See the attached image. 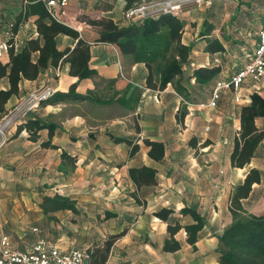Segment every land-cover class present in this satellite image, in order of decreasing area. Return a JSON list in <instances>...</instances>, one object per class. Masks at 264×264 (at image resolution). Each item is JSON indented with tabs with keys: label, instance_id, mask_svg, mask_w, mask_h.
Wrapping results in <instances>:
<instances>
[{
	"label": "crops",
	"instance_id": "1",
	"mask_svg": "<svg viewBox=\"0 0 264 264\" xmlns=\"http://www.w3.org/2000/svg\"><path fill=\"white\" fill-rule=\"evenodd\" d=\"M25 2L0 0V41L7 23ZM123 6L124 0H67L57 7L59 20L89 43L87 63L94 72L77 79L68 73L66 61L48 65L35 78H20L18 92L4 103L6 110L31 89L47 85L54 92L65 91L71 82H75L74 92L83 96L44 100L26 113L25 118L52 123L49 141L54 147L40 144L48 138L46 127L37 131L35 139L25 129L16 131V125L9 129L0 146V249L3 237L16 250H29L40 237L65 249L91 248L119 233L103 264H219L217 236L232 220L229 196L250 167L258 169L259 180L240 199L239 215L264 210V135L246 164L233 166L229 161L239 129V108L253 91L264 97V81L255 84L245 78L236 90L237 99L231 90L222 89L215 103L207 104L214 81L241 67L257 39L256 34L251 42L234 44L231 40L229 48L237 59L223 71L217 57L230 53V45L228 32L220 35L218 28L264 27V19L263 24L256 23L261 10L251 0H210L183 8L178 13L182 21L179 41L190 44L188 59L171 82L151 88L145 85L142 61L122 53L115 43L95 40L105 20L128 23L121 13ZM34 18L28 15L14 32V50L24 39L36 36ZM205 22L212 25L207 35L221 41L222 51L203 50L205 34L200 32ZM75 41L67 34L55 35L58 49L72 47ZM209 56L216 61L209 64ZM6 59L5 51L0 60ZM213 64L220 71L200 85V97L192 98L196 83L192 77L186 81L183 69L188 76L196 66ZM177 81L186 94L175 89ZM7 86V78L1 76L0 88ZM183 109L182 120H177L176 114ZM254 123L264 129V116H256ZM113 137L129 139L137 148L129 154V144ZM144 138L162 142L159 159L147 155ZM61 151L74 157L73 165L61 160ZM139 165L154 168V183L135 186L127 170ZM53 193L73 199L75 209L43 213L38 201L41 195ZM162 206L171 208L170 216L181 225L193 221L188 212H179L181 207L193 208L201 216L203 223L193 244L185 240L181 226L173 234L179 247L162 249L167 221L153 213Z\"/></svg>",
	"mask_w": 264,
	"mask_h": 264
},
{
	"label": "trees",
	"instance_id": "2",
	"mask_svg": "<svg viewBox=\"0 0 264 264\" xmlns=\"http://www.w3.org/2000/svg\"><path fill=\"white\" fill-rule=\"evenodd\" d=\"M135 0H124V6H128ZM35 15L34 25L36 36L24 39L21 46L14 50L10 45L6 50V61L0 60V77L7 78L8 86L0 88V115L5 111L4 103L7 98L18 92L20 78L32 79L48 65L56 66L61 61L68 63V73L77 79L89 76L94 72L88 66L89 43L78 36V32L71 26L63 23L59 18L48 15L46 8L40 0H26L23 8L11 21V30L16 31L21 22L28 16ZM201 34H205L203 50L212 53L223 50L221 41L208 36L212 25L204 23ZM182 21L178 14L159 12L154 16L129 21L126 25H118L111 19L105 20L98 30L96 41L115 43L122 53L131 54L136 61H142L146 67L145 85L151 88H161L167 82H171L175 76L181 73L182 64L187 61L190 44H182L179 41ZM67 34L76 41L72 47H56L55 35ZM220 71V66L200 65L191 70L192 77L198 85H203L212 79ZM75 82H71L65 91H53L51 95L42 99L51 102L70 98L83 97L74 92ZM175 89L186 94L185 87L178 81ZM39 102V103H40ZM39 105V104H38ZM184 109L176 114L177 120H182ZM264 116V97L253 91L249 94V101L239 108V129L233 137L229 152V161L233 166H243L252 155L258 141L264 135V129L255 126L254 118ZM52 123L44 122L38 118L21 119L16 124V131L25 129L31 139L37 137V131L46 127L48 138L41 141L42 146L54 147L49 137L52 133ZM114 140H124L129 144L128 153L136 148L135 143L129 139L113 137ZM147 146V155L152 159H159L163 154V144L158 140L143 139ZM61 160H69L73 165L74 157L60 153ZM128 176L135 186L148 185L155 182V170L148 165L129 167ZM259 171L250 167L241 183L234 186L229 196V211L232 216L230 224L217 236V259L219 264H264V210L260 214H248L240 216V199L247 195L251 183L259 180ZM38 206L43 213L59 209L74 210V200L67 195L53 193L41 195ZM171 208L159 207L154 214L167 221V236L162 243V249L173 251L179 247V242L173 234L182 226L185 231V240L193 244L197 231L202 226L201 216L190 207H181L180 213L188 212L193 221L181 225L178 220L171 217ZM119 233L111 234L101 244L86 248L89 251V264H103L112 241Z\"/></svg>",
	"mask_w": 264,
	"mask_h": 264
},
{
	"label": "built area",
	"instance_id": "3",
	"mask_svg": "<svg viewBox=\"0 0 264 264\" xmlns=\"http://www.w3.org/2000/svg\"><path fill=\"white\" fill-rule=\"evenodd\" d=\"M48 15L59 18L57 7H63L67 0H40ZM201 0H135L122 8V16L129 22L154 16L159 12L178 14L188 3ZM11 21L4 29V39L0 41V57L11 45L15 49V34L11 30ZM245 78H250L255 84L264 81V27L257 31L256 43L247 61L234 70L226 78L214 81L210 89L207 104L213 105L222 89L233 92L237 99V88ZM53 89L44 85L26 92L15 104L0 115V146L7 140L9 129L16 125L26 113L38 106L39 102L51 95ZM0 264H89V251L81 247L60 249L45 238H37L29 250H16L9 247L5 237L1 239Z\"/></svg>",
	"mask_w": 264,
	"mask_h": 264
},
{
	"label": "rangeland",
	"instance_id": "4",
	"mask_svg": "<svg viewBox=\"0 0 264 264\" xmlns=\"http://www.w3.org/2000/svg\"><path fill=\"white\" fill-rule=\"evenodd\" d=\"M210 0H201L200 2H194V3H188L186 5H184L182 7L185 8L187 6H197V5H201L205 2H209ZM250 1V0H249ZM252 4L255 5L253 7H255L256 9H259L261 10V14L257 17V24L258 25H261L263 24V19H264V0H251ZM181 9V10H182ZM180 10V11H181ZM259 29V26H251V27H248V28H234V27H231L229 26L228 28L227 27H220L218 28V32L219 34H227V37H228V41H227V44H229L230 46H227V51H229L230 53L226 54L225 55H221L220 57L218 56L217 59L219 60L220 64H221V68L223 71H227L228 69L231 68V64L237 59L235 58V55H232V50L231 47L233 44H232V41L233 43L235 44L236 42L237 43H246V42H251L254 40V38L256 37V34H257V31ZM232 39H231V37ZM230 38V40H229ZM232 40V41H231ZM216 60L213 59V57L209 56L208 58V62L209 64L215 62ZM183 77L186 79V81H189L188 80V76L186 75V72H185V69H183ZM196 83V82H195ZM193 83V85L195 84ZM197 84V83H196ZM195 84V87L193 89L194 91V95L192 96V98H197V97H200L201 96V93H200V85L198 86V84L196 85Z\"/></svg>",
	"mask_w": 264,
	"mask_h": 264
}]
</instances>
